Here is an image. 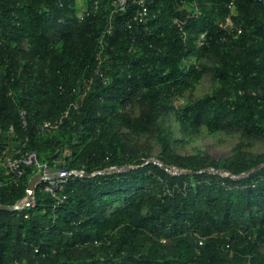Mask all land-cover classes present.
Returning <instances> with one entry per match:
<instances>
[{
  "label": "trees",
  "instance_id": "trees-1",
  "mask_svg": "<svg viewBox=\"0 0 264 264\" xmlns=\"http://www.w3.org/2000/svg\"><path fill=\"white\" fill-rule=\"evenodd\" d=\"M131 1L126 12L107 15L112 0H84L79 16L76 0H0V153L10 129L22 134L17 112L24 108L28 149L50 166L69 150L66 165L86 173L63 185L67 199L55 210L40 186L35 207L0 211V264H264L263 155H182L162 138L160 166L136 161L139 148L112 133L120 124L156 127L170 98L215 72L220 88L179 109V121L193 131L233 125L264 137V0H237L236 38L221 27L230 0H199L201 16L180 11L177 0H157L145 22ZM206 57L219 66L201 64ZM36 62L47 64L38 77ZM133 97L138 117L125 111ZM46 121L61 122L43 133ZM29 176L4 182L0 205L24 198Z\"/></svg>",
  "mask_w": 264,
  "mask_h": 264
},
{
  "label": "rangeland",
  "instance_id": "rangeland-1",
  "mask_svg": "<svg viewBox=\"0 0 264 264\" xmlns=\"http://www.w3.org/2000/svg\"><path fill=\"white\" fill-rule=\"evenodd\" d=\"M76 7L78 9V15L81 16L85 8L84 0H76ZM111 11L112 8L108 5L103 9V12L107 13V15ZM23 47L25 50L29 49L27 43ZM192 62L198 63L199 61L193 58ZM200 63L210 68L219 66V63L214 57H206ZM24 64L25 60H22L21 65ZM46 66L47 64L36 62L34 76L38 77L46 73ZM1 79L2 75L0 72V84ZM219 88L220 82L217 74L215 72H205L200 80L193 82L183 94L174 96L166 102L170 107V112L168 115L161 114L159 116L156 127L150 128L148 131H130L120 124L112 128V133L120 134L121 141L139 148L136 161L155 163L160 166H163L160 161L162 138L167 140L172 148L182 155L209 154L216 160L234 156H241L247 160H256L260 156H264V137L246 136L242 127L226 125L214 132L208 131L206 127H201L198 131H193L188 124L179 121L177 116L179 109L185 107L192 100L214 94ZM125 111L128 113L132 112L133 117H138L142 112L139 97H133ZM9 143L8 141L6 142L5 150H7ZM57 159L63 160L64 155L59 154ZM131 168H136V166H131ZM115 170L118 169L115 168ZM208 170L212 169L209 168ZM170 171L177 172V170L175 171L172 168ZM160 188L161 185L157 184L149 187L148 190L152 194H156ZM119 205L122 206V204ZM145 212H147V209ZM261 252L264 253V243L261 245Z\"/></svg>",
  "mask_w": 264,
  "mask_h": 264
},
{
  "label": "built area",
  "instance_id": "built-area-1",
  "mask_svg": "<svg viewBox=\"0 0 264 264\" xmlns=\"http://www.w3.org/2000/svg\"><path fill=\"white\" fill-rule=\"evenodd\" d=\"M157 3V0H132L131 4L137 7L136 16L141 22H145L148 17H155V13L152 12L151 8ZM237 0H230L227 4V7L230 11L229 16L226 17L224 22L221 24V27L224 29L226 34L236 38L238 34L242 32L241 29H237L234 24L233 16L237 15L236 9ZM97 4V2H96ZM178 9L180 11H185L188 16H201L202 11L200 9L199 0H177ZM130 3L129 0H112L111 2V15L119 12H126L129 8ZM84 10L82 11V15ZM81 15V16H82ZM179 32L182 35L184 40L188 39V32L184 29V27L178 24ZM110 31V30H109ZM194 43L202 47L206 44V33L198 34ZM101 53V52H100ZM100 53L98 54V59L100 60ZM73 105V104H72ZM18 114V126L22 129V134L20 135L13 128L9 130L11 135V140L8 144L7 150H3L0 153V171H2V175L5 176L2 178L0 174V186H3L4 182L13 183L18 185L19 182L26 176H29V182L32 178L37 175L42 177V182L38 184V186L34 190H26V196L18 202L16 205H21L23 207H35V193L36 189L41 186V191L50 194L55 199L54 210L63 203L67 197L62 196L61 193L63 191V185L71 178H84L86 173L84 170H76L70 169L64 160L55 159L53 161V166H50L49 163L44 162L40 159V155L37 151L28 149V141H29V113L26 109L20 108L17 112ZM69 114L68 112L66 113ZM61 121L52 122H44L40 125V131L43 133L53 132L58 124ZM64 157L67 155H71L69 150H66L63 153ZM58 168V169H56ZM177 172H171V168L168 169L169 172L173 174H179V171L176 168H172ZM111 170H115L112 168ZM213 173H219L218 171L210 170ZM222 176L231 177L227 173H220ZM202 244V242H200ZM229 247V246H228ZM39 249H35L37 253Z\"/></svg>",
  "mask_w": 264,
  "mask_h": 264
},
{
  "label": "water",
  "instance_id": "water-1",
  "mask_svg": "<svg viewBox=\"0 0 264 264\" xmlns=\"http://www.w3.org/2000/svg\"><path fill=\"white\" fill-rule=\"evenodd\" d=\"M188 174L193 175L192 172H188ZM42 180L43 179L40 175L35 176L29 182L27 189L28 190H34L38 186V184L42 182ZM23 209H25V207H23L21 205H14V206L0 205V211H2V210H5V211H22Z\"/></svg>",
  "mask_w": 264,
  "mask_h": 264
}]
</instances>
